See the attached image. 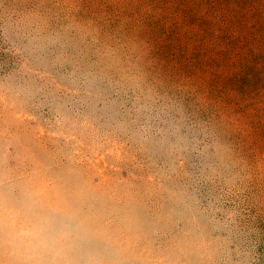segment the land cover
I'll return each instance as SVG.
<instances>
[{"label":"rangeland","instance_id":"obj_1","mask_svg":"<svg viewBox=\"0 0 264 264\" xmlns=\"http://www.w3.org/2000/svg\"><path fill=\"white\" fill-rule=\"evenodd\" d=\"M0 264H264V0H0Z\"/></svg>","mask_w":264,"mask_h":264}]
</instances>
